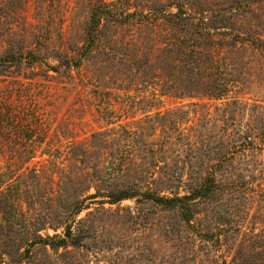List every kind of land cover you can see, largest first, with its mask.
Here are the masks:
<instances>
[{
	"label": "rangeland",
	"instance_id": "obj_1",
	"mask_svg": "<svg viewBox=\"0 0 264 264\" xmlns=\"http://www.w3.org/2000/svg\"><path fill=\"white\" fill-rule=\"evenodd\" d=\"M0 264H264V0H0Z\"/></svg>",
	"mask_w": 264,
	"mask_h": 264
},
{
	"label": "trees",
	"instance_id": "obj_2",
	"mask_svg": "<svg viewBox=\"0 0 264 264\" xmlns=\"http://www.w3.org/2000/svg\"><path fill=\"white\" fill-rule=\"evenodd\" d=\"M184 14H185V12H183ZM175 17H177V18H180L182 15H180V13L178 14V13H175V14H173ZM183 17V16H182ZM181 20V19H180ZM225 88V87H224ZM224 90V91H223ZM222 91H223V93L226 91V89H223ZM172 200V199H171ZM187 220H189L190 221V218L189 217H187L186 218ZM65 235H66V237H60L59 239H56V238H54V239H50V238H46V239H44V241H40V243H42V244H44V245H51V246H53V247H56V246H63V245H65L66 243H68V242H71V243H73V244H78L79 242H78V240L77 239H75L74 237H73V231H72V226H68V228H67V231H66V233H65Z\"/></svg>",
	"mask_w": 264,
	"mask_h": 264
}]
</instances>
